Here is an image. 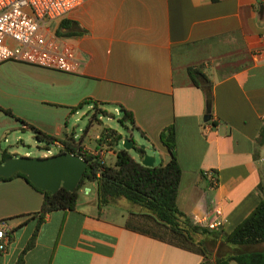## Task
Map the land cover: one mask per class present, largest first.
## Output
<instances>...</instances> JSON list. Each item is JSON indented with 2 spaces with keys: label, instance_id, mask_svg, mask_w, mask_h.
Masks as SVG:
<instances>
[{
  "label": "crops",
  "instance_id": "obj_1",
  "mask_svg": "<svg viewBox=\"0 0 264 264\" xmlns=\"http://www.w3.org/2000/svg\"><path fill=\"white\" fill-rule=\"evenodd\" d=\"M44 28L73 68L0 62V150L22 142L25 124L63 137L68 114L85 99L118 115L121 106L153 164L157 153L167 161L159 132L173 126L175 204L190 220H210L217 207L224 221L211 230L228 234L251 212L264 193V0H81ZM187 68L197 69L203 87ZM205 86L210 110L203 121ZM87 145L92 154L104 149ZM93 189L80 208L75 202L38 222L41 194L21 177L0 180V220L9 228L0 264H15L19 255L21 264H199V254L125 228V215L108 211L111 202L97 209Z\"/></svg>",
  "mask_w": 264,
  "mask_h": 264
},
{
  "label": "trees",
  "instance_id": "obj_2",
  "mask_svg": "<svg viewBox=\"0 0 264 264\" xmlns=\"http://www.w3.org/2000/svg\"><path fill=\"white\" fill-rule=\"evenodd\" d=\"M186 72L195 85H199L194 73L195 68H187ZM205 82L208 80L202 75ZM203 87L202 85H199ZM91 103L90 121H98L95 114L102 113L95 102L85 99L73 109L82 104ZM10 114L8 110L2 109ZM119 118L117 119L123 130L129 134L135 131L141 137L143 133L134 123L131 113L119 106ZM21 121V120H19ZM88 122V123H89ZM37 141L44 143L47 150L49 144H60L57 152H70L81 156L86 160V168L78 180L73 191H67L62 187L54 193L40 190L31 185L26 177L20 173L13 176L21 177L33 189L41 194V203L37 211V221H41L44 215L53 210H73L78 196L79 188L85 182H93L95 188L96 207L106 205L116 198H123L127 202L139 207V211L128 212L124 218L123 226L131 231L150 236L159 241L194 252L201 255L199 264H264V247L256 248L264 244V193L257 201L251 212L228 234H222L209 230L193 223L175 204V196L179 181L180 168L174 155V130L169 125L159 132V142L168 153V159L164 163L144 166L139 158L145 153L143 148L133 143V151L137 155L134 158L129 150L117 147L122 139V134L108 127H103L95 139L96 146H103L105 150L113 152L112 162L106 164L97 154H92L82 149V140L75 141L73 132L63 137H55L46 134L32 125L25 124ZM13 156L5 149L0 150V161ZM216 249H207L205 242L215 245ZM30 238L26 248L31 244ZM23 252V251H22ZM15 264H21V255Z\"/></svg>",
  "mask_w": 264,
  "mask_h": 264
},
{
  "label": "built area",
  "instance_id": "obj_3",
  "mask_svg": "<svg viewBox=\"0 0 264 264\" xmlns=\"http://www.w3.org/2000/svg\"><path fill=\"white\" fill-rule=\"evenodd\" d=\"M81 0H0V62H23L44 68L71 71L73 63L55 36L44 28L48 21L58 20ZM208 186L215 184L210 171L204 172ZM209 230L221 226L224 219L215 207L210 220H191ZM9 228L0 220V251L4 250Z\"/></svg>",
  "mask_w": 264,
  "mask_h": 264
},
{
  "label": "rangeland",
  "instance_id": "obj_4",
  "mask_svg": "<svg viewBox=\"0 0 264 264\" xmlns=\"http://www.w3.org/2000/svg\"><path fill=\"white\" fill-rule=\"evenodd\" d=\"M56 110H59L56 109ZM102 110L105 111V114L97 113L95 114V118H97L96 121H90V114L91 111L89 107L85 104L80 109H77L75 112L69 113L68 118H66V129L67 132H73V138L75 141L82 140L84 144H88L87 147H89L90 150L94 149L95 143L93 140L94 135L98 134L99 131L103 127L111 128L123 135L124 130L123 126L120 125L118 122V112H115L111 106H102ZM29 116H37L40 114L39 111L36 110H29L28 112ZM42 115V113H41ZM89 122V123H88ZM130 136L132 139V142L138 145H143L144 140L137 134L135 131L130 132ZM22 142L11 144L8 146V150L10 153L15 154L16 156H30V157H43L48 156L57 153V148L53 145H50L48 147V150H45L44 143L42 141H37L33 135L30 133V131H24V133H21ZM9 143H12L10 140ZM117 147H120V143L117 144ZM105 150L103 149L100 154V158H103V161L106 164H109L112 162L113 157L105 154ZM151 150H149L150 152ZM26 152V154H24ZM129 153L136 158L137 155L133 150H129ZM105 154V155H104ZM160 154V155H159ZM155 154V164L159 162V158L162 157V153ZM93 182H85L78 190V196L76 200V205L80 208L83 201H87L90 198L94 197V189H93ZM84 187L88 188L89 192L87 191L86 194H83ZM107 205L108 211L111 212L116 217H120L121 215H125L128 212H135L139 211V207L127 202L123 198H116L112 201H110ZM207 249H216V245L205 242ZM256 248L260 249L264 247V244H259L255 246ZM230 264H235L234 262H230Z\"/></svg>",
  "mask_w": 264,
  "mask_h": 264
},
{
  "label": "water",
  "instance_id": "obj_5",
  "mask_svg": "<svg viewBox=\"0 0 264 264\" xmlns=\"http://www.w3.org/2000/svg\"><path fill=\"white\" fill-rule=\"evenodd\" d=\"M204 96L205 112L202 120L206 121L210 110V91L207 86L204 88ZM120 147L133 150V142L125 131ZM139 147L143 148V145ZM139 162L144 166H151L153 157L144 153ZM85 168L86 160L77 154L64 151L43 157L9 156L0 161V177L7 178L14 173H20L31 185L40 190L54 193L58 187H62L67 191H73Z\"/></svg>",
  "mask_w": 264,
  "mask_h": 264
}]
</instances>
